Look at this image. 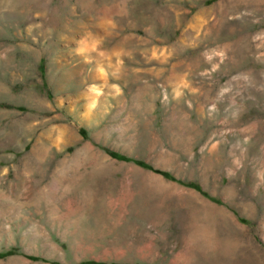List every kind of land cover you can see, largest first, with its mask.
<instances>
[{"label": "rangeland", "instance_id": "rangeland-1", "mask_svg": "<svg viewBox=\"0 0 264 264\" xmlns=\"http://www.w3.org/2000/svg\"><path fill=\"white\" fill-rule=\"evenodd\" d=\"M0 254L264 264V0H0Z\"/></svg>", "mask_w": 264, "mask_h": 264}, {"label": "trees", "instance_id": "trees-1", "mask_svg": "<svg viewBox=\"0 0 264 264\" xmlns=\"http://www.w3.org/2000/svg\"><path fill=\"white\" fill-rule=\"evenodd\" d=\"M117 157L121 158V159H128L122 155H117ZM141 166H144V167H150L149 165L145 164L144 162H138ZM162 174H164L166 177H171V175L167 172H161ZM4 254H0V256H3ZM91 262H84L83 264H90Z\"/></svg>", "mask_w": 264, "mask_h": 264}]
</instances>
